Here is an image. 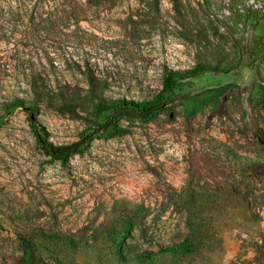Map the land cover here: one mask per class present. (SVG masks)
<instances>
[{"label":"rangeland","instance_id":"1","mask_svg":"<svg viewBox=\"0 0 264 264\" xmlns=\"http://www.w3.org/2000/svg\"><path fill=\"white\" fill-rule=\"evenodd\" d=\"M169 72L64 160L7 112L70 143ZM1 116L0 264H264V0H0Z\"/></svg>","mask_w":264,"mask_h":264},{"label":"trees","instance_id":"2","mask_svg":"<svg viewBox=\"0 0 264 264\" xmlns=\"http://www.w3.org/2000/svg\"><path fill=\"white\" fill-rule=\"evenodd\" d=\"M198 67L191 69L189 72H197ZM180 73L169 72L163 79L161 90L148 100H133L122 98L117 101H113L109 104H98L96 106V112L101 114L106 110H112L113 115L102 125H98L93 129L82 134L77 140L70 143L64 144H54L49 141L47 136V131L43 125H41L36 119V108L34 106H27L22 101H14L10 104L7 112L14 110L15 108L22 107L28 114L31 129L33 135L36 139L38 146L41 150L50 155L54 159H67L72 154L81 152L93 139L100 135L102 130H105L111 127V130H121L118 129V120L123 116H127L128 111L134 110L137 112V117L140 119L146 120L155 117L165 106L163 101L164 93L171 90L175 84L177 76ZM3 123V117H0V125ZM252 136L255 141L261 145L264 150V131L258 128L251 130ZM19 244L21 247V253L17 259V264H47L40 261L37 258L36 249L33 246L31 240L25 236H19ZM181 249L188 248V245L185 242L178 243ZM169 247H160L158 251H165ZM143 255L149 257V253L143 252Z\"/></svg>","mask_w":264,"mask_h":264}]
</instances>
